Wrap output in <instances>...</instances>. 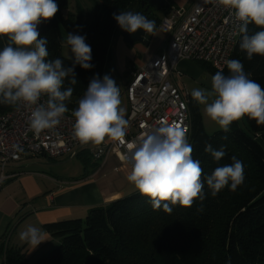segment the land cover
I'll list each match as a JSON object with an SVG mask.
<instances>
[{
	"label": "trees",
	"instance_id": "trees-1",
	"mask_svg": "<svg viewBox=\"0 0 264 264\" xmlns=\"http://www.w3.org/2000/svg\"><path fill=\"white\" fill-rule=\"evenodd\" d=\"M68 0H55L58 12L54 18L38 25L41 37H46L49 56L47 60L60 58L65 67L72 66L71 57L61 54L64 38L60 26L68 33L86 36L92 49L91 69L75 66L77 84L70 101L69 111L78 100L94 75L102 73L108 57V47L119 27L113 13L134 11L155 21L157 26L162 15L172 5L169 0L161 11L145 10L146 0H94L95 5L85 14H63ZM135 2V3H134ZM264 30L254 23L248 25V33ZM239 35L230 57L244 65L250 79L264 87V56L254 55L251 60L239 47ZM9 43L0 36V50ZM204 70L214 75L211 65L199 62ZM228 74L227 66L223 68ZM69 86L65 80L64 87ZM14 106L0 104V113ZM190 113V138L192 157L199 160L206 177L218 166L232 163L235 156L244 165V183L235 191L230 185L216 196L211 195L206 181L205 199L196 200L192 207L172 206L167 213L162 208L153 210L149 198L139 191L115 199L103 206L90 207L82 218H66L46 223L43 229L56 240L48 251L38 256L31 264H264V125L244 116L248 132L242 130L237 121L230 131L207 133L202 116L191 93L188 95ZM226 137V138H225ZM211 144L214 150L225 147V156L215 161L204 151ZM85 165L90 156L78 155ZM89 157V158H88ZM203 211H198L200 207ZM1 264H30L20 248L0 244Z\"/></svg>",
	"mask_w": 264,
	"mask_h": 264
},
{
	"label": "clouds",
	"instance_id": "clouds-1",
	"mask_svg": "<svg viewBox=\"0 0 264 264\" xmlns=\"http://www.w3.org/2000/svg\"><path fill=\"white\" fill-rule=\"evenodd\" d=\"M219 5L233 10L239 23L240 49L251 60L254 55L264 56V30L248 33L254 23L264 29V0H216ZM55 0H0V36L9 40L0 50V104L31 108L30 128L35 135L53 129L68 113L77 84L75 66L88 70L93 67L92 49L86 36L68 32L65 43L70 47L72 66L65 67L60 58L47 60V38L41 37L38 25L57 14ZM118 26L128 33L142 29L155 34V21L134 11L113 13ZM228 74L221 69L211 78V90L193 89L191 95L205 105L206 115L225 132L230 125L244 116L264 125V87L250 79L238 59L227 60ZM69 86L64 87L65 80ZM47 96L44 103H38ZM209 97H215L209 102ZM78 106L71 112L74 117L73 138L81 146L102 145L106 138L124 143L129 121L121 106L120 87L108 74L101 79L94 75ZM188 128L181 124L162 122L138 138L127 143L125 160L131 164L127 180L142 196L149 198L153 210L172 212V206L192 207L196 200L205 199V181L214 197L230 185L235 191L245 180L244 165L233 156L232 163L218 166L211 175L204 176L199 160L192 157L193 146L188 142ZM226 138V137H225ZM18 147V146H17ZM215 161L225 156V147L214 150L205 145ZM198 211H203L201 206ZM19 239L36 248L44 241L42 231L28 226L19 233ZM228 264H231L230 260Z\"/></svg>",
	"mask_w": 264,
	"mask_h": 264
},
{
	"label": "built area",
	"instance_id": "built-area-1",
	"mask_svg": "<svg viewBox=\"0 0 264 264\" xmlns=\"http://www.w3.org/2000/svg\"><path fill=\"white\" fill-rule=\"evenodd\" d=\"M171 31L166 47L145 64L134 67L123 85L127 102L125 118L129 121L124 143L105 140L100 146H81L73 138L74 117L65 114L59 125L35 135L30 128L31 108L20 106L0 113V170L26 154L48 158H73L86 152L93 160L103 161L113 153L117 160L131 169L125 160L127 143L138 138L162 122L181 124L191 122L188 108L189 93L183 92L170 77L181 60H194L223 69L230 60L239 35V23L233 10L219 5L216 0H193L190 8L170 6L159 22ZM43 96L38 103H44ZM18 146V147H17ZM4 177L1 174L0 180Z\"/></svg>",
	"mask_w": 264,
	"mask_h": 264
},
{
	"label": "crops",
	"instance_id": "crops-1",
	"mask_svg": "<svg viewBox=\"0 0 264 264\" xmlns=\"http://www.w3.org/2000/svg\"><path fill=\"white\" fill-rule=\"evenodd\" d=\"M169 1L187 9L193 3V0ZM91 3L94 7L95 1L92 0ZM160 25L159 23L155 27V34L146 46L136 43L129 48L131 46H128L121 36L122 29L115 34V41L120 45V64L126 60L130 63L125 82L132 68L142 66L166 47L171 31L166 30V35L158 38ZM60 31L63 38L67 36L64 29L61 28ZM139 52L144 55L141 56ZM112 59L113 55L109 49L105 66ZM178 65L185 68L188 63L181 60ZM41 158L55 161L65 157L53 159L45 155L26 154L20 160L10 162L3 173L0 170V177L1 174L4 175L0 180V244L4 242L6 247L22 249L27 259L33 262L56 243V240L43 229L44 224L66 218H82L90 207L103 206L138 191L127 180L131 169L120 163L113 153L103 161L88 157L87 163L83 164L81 177L58 176L50 169L39 170V166L50 164L40 161ZM30 225L39 228L44 234V241L36 248L19 239V233Z\"/></svg>",
	"mask_w": 264,
	"mask_h": 264
},
{
	"label": "rangeland",
	"instance_id": "rangeland-1",
	"mask_svg": "<svg viewBox=\"0 0 264 264\" xmlns=\"http://www.w3.org/2000/svg\"><path fill=\"white\" fill-rule=\"evenodd\" d=\"M92 0H68L67 6L63 10L64 13H77L80 9L83 14L87 12L88 9L93 7ZM174 7H181L172 4ZM60 28H62L60 26ZM63 29V28H62ZM166 28L160 25V29L158 32V38H161L162 35H166ZM64 41H66V37H64ZM87 43V40H86ZM129 46V45H128ZM137 46V45H135ZM133 46L129 47L132 48ZM110 49L111 54L113 55V59L104 67L103 76L105 74L110 75L120 87L121 92V106L125 108L127 107L126 99L123 95V84L127 79V69L130 67L129 60H126L123 64H120V45L115 41V37L112 39L108 50ZM61 54L64 57H71L70 47L65 43H62L61 46ZM141 56L144 54L139 52ZM108 58V57H107ZM185 60V59H184ZM180 62V61H179ZM188 65L185 68L179 67V63L176 66V69L171 74V81L175 82L177 86L183 90L185 93H191L193 89H204L205 91L211 90V78L212 74L203 69V67L199 64L198 61L194 60H186ZM127 65V68H125ZM126 73V74H124ZM129 74V73H128ZM102 76V78H103ZM129 77V76H128ZM215 97H209V102H211ZM196 101V100H195ZM196 104L199 108V111L202 116V122L204 129L207 133H213L214 131L222 130L220 126L212 121L205 112V105H202L196 101ZM238 126L248 132V126L245 121V118L237 121ZM40 161L48 164L47 166H39V170L45 171L44 169H50L53 174L61 176H69L72 175L74 177H81L83 174V163L79 157H73L71 159H58L55 161H46V159L41 158ZM2 262V257L0 255V264ZM30 264L33 263V260H29Z\"/></svg>",
	"mask_w": 264,
	"mask_h": 264
},
{
	"label": "water",
	"instance_id": "water-1",
	"mask_svg": "<svg viewBox=\"0 0 264 264\" xmlns=\"http://www.w3.org/2000/svg\"><path fill=\"white\" fill-rule=\"evenodd\" d=\"M167 0H146L141 2V5H146L145 10L149 7L154 11H161ZM135 3V2H134ZM120 27L117 28L116 33L119 31ZM121 36L126 44L133 46L136 43H141L143 45H148L150 39L153 35L144 33L142 29L137 30L136 33H128L121 30Z\"/></svg>",
	"mask_w": 264,
	"mask_h": 264
}]
</instances>
